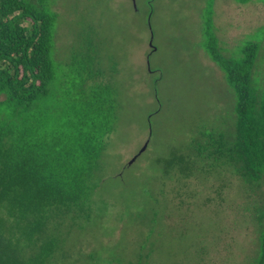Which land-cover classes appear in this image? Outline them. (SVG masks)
<instances>
[{"label":"rangeland","instance_id":"1","mask_svg":"<svg viewBox=\"0 0 264 264\" xmlns=\"http://www.w3.org/2000/svg\"><path fill=\"white\" fill-rule=\"evenodd\" d=\"M51 1L57 65L93 37L119 98L93 221L64 228L54 264H256L264 182L245 181L193 143L213 151L237 120L236 93L204 46L207 19L227 57L260 43L264 83V0ZM176 155L189 173L168 172Z\"/></svg>","mask_w":264,"mask_h":264},{"label":"trees","instance_id":"2","mask_svg":"<svg viewBox=\"0 0 264 264\" xmlns=\"http://www.w3.org/2000/svg\"><path fill=\"white\" fill-rule=\"evenodd\" d=\"M207 20L204 46L236 93L237 120L233 135H221L213 151L212 143L193 145L200 156L208 151L233 164L245 181L262 183L260 43L227 57L212 16ZM57 23L51 0H0V264H54L68 241L64 228L93 221L94 191L117 128L118 90L96 40L84 36L62 69L55 57ZM168 166V172L191 170L181 155ZM258 220L256 264H264V212Z\"/></svg>","mask_w":264,"mask_h":264}]
</instances>
